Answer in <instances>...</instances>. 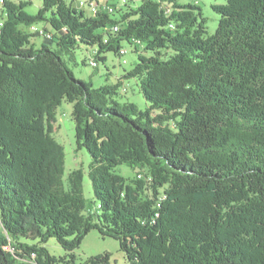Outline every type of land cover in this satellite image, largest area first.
<instances>
[{
  "label": "trees",
  "instance_id": "obj_1",
  "mask_svg": "<svg viewBox=\"0 0 264 264\" xmlns=\"http://www.w3.org/2000/svg\"><path fill=\"white\" fill-rule=\"evenodd\" d=\"M183 1L109 2L95 16L65 0H42L35 15L30 0L6 3L0 264H111L108 253L77 263L93 230L117 240L129 264H264V0L212 5V35L202 8ZM38 23L50 38L31 31ZM124 43L138 60L115 85L94 88L68 65L91 46L97 68ZM129 79L146 110L114 98ZM64 102L91 156L92 200L83 170L64 180L54 136ZM122 165L144 179L128 183ZM50 239L65 256L50 253Z\"/></svg>",
  "mask_w": 264,
  "mask_h": 264
},
{
  "label": "rangeland",
  "instance_id": "obj_2",
  "mask_svg": "<svg viewBox=\"0 0 264 264\" xmlns=\"http://www.w3.org/2000/svg\"><path fill=\"white\" fill-rule=\"evenodd\" d=\"M14 4L26 2L29 0H9ZM87 0H65L67 5L73 8L80 9L79 3ZM32 5L25 8L29 14L35 15L39 8L42 7V0L31 1ZM109 2L121 6L119 0H109ZM184 3L197 4L202 8L204 16L208 21V32L214 34L220 19L216 14L212 5L223 4L224 0H184ZM86 14L90 15L89 10L82 9ZM36 26L44 28L43 23H38ZM43 37H34L31 39L35 46H40ZM127 50L125 56H119L113 52L106 53V62H98V67L90 66L91 60H96L95 51L97 47L80 46L75 53V60L69 61L68 65L74 72L76 78L92 84L94 88H99L105 85H115L119 79L134 68L138 60V54L134 52V48L127 43L123 44ZM139 51L144 52V46H139ZM125 89V91H124ZM119 102H132L141 110H146L149 103L146 102L135 79L124 80L123 85L118 91V95L114 97ZM73 104L64 102L56 110V133L55 138L64 146L65 149V173L64 180L67 182L69 174L75 170H83L84 182L83 192L88 200L94 198L92 182L89 179L88 172L91 164V156L85 148H78L76 139L75 122L73 120ZM116 172L127 179L128 183H132L137 179H144L139 169H131L126 165H122L116 169ZM141 174V175H140ZM149 181V180H148ZM50 253L56 257H63L66 251L57 243L55 239H50L46 244ZM108 253L111 256V264H129L125 258V254L120 250L119 242L115 239L102 237L98 231H91L84 239L79 249L75 251L77 263L85 262L87 259Z\"/></svg>",
  "mask_w": 264,
  "mask_h": 264
},
{
  "label": "built area",
  "instance_id": "obj_3",
  "mask_svg": "<svg viewBox=\"0 0 264 264\" xmlns=\"http://www.w3.org/2000/svg\"><path fill=\"white\" fill-rule=\"evenodd\" d=\"M9 0H0V33L2 32V29L4 27L5 21H6V15H5V5ZM33 1V0H30ZM139 0H119V3L121 6L129 5V4H135ZM109 0H87L85 2L79 3L80 9H87L89 10L90 14L92 16H95L99 14L100 12H107L111 11V7H109ZM31 31L33 33H39L40 35H44L48 38H50V34L46 33L42 28L33 25L31 27ZM112 33H117L119 31V27L115 26L112 28ZM127 54V50L123 49L121 51V55L125 56ZM92 66H96V63L94 61L91 62ZM125 91V89H124Z\"/></svg>",
  "mask_w": 264,
  "mask_h": 264
}]
</instances>
